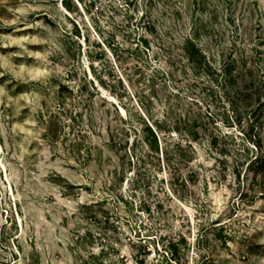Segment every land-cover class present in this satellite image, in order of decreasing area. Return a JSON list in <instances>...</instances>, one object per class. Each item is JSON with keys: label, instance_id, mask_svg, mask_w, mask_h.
<instances>
[{"label": "rangeland", "instance_id": "374dc122", "mask_svg": "<svg viewBox=\"0 0 264 264\" xmlns=\"http://www.w3.org/2000/svg\"><path fill=\"white\" fill-rule=\"evenodd\" d=\"M0 264H264V0H0Z\"/></svg>", "mask_w": 264, "mask_h": 264}, {"label": "trees", "instance_id": "16d2710c", "mask_svg": "<svg viewBox=\"0 0 264 264\" xmlns=\"http://www.w3.org/2000/svg\"><path fill=\"white\" fill-rule=\"evenodd\" d=\"M261 161V160H260Z\"/></svg>", "mask_w": 264, "mask_h": 264}]
</instances>
